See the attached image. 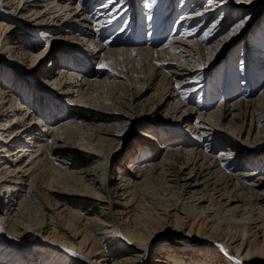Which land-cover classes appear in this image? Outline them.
Listing matches in <instances>:
<instances>
[{"label": "bare ground", "instance_id": "bare-ground-1", "mask_svg": "<svg viewBox=\"0 0 264 264\" xmlns=\"http://www.w3.org/2000/svg\"><path fill=\"white\" fill-rule=\"evenodd\" d=\"M151 254L264 264V0H0V264Z\"/></svg>", "mask_w": 264, "mask_h": 264}, {"label": "rangeland", "instance_id": "rangeland-1", "mask_svg": "<svg viewBox=\"0 0 264 264\" xmlns=\"http://www.w3.org/2000/svg\"><path fill=\"white\" fill-rule=\"evenodd\" d=\"M106 36L110 37L111 34L106 35ZM105 40H106V38H105ZM226 57H227V55L224 56L223 59H221L218 64H223V62L226 59ZM93 70H94L93 72L87 74V77L94 81L93 85L88 89V92L89 93L91 92V93L88 96L85 97V100H86L87 103H79V104L87 105L86 108H87V110H89V109H93V108L88 103H92V102L97 101L101 105H103L102 109L101 108H98V109L104 110V111H107L105 109L109 108L111 104L119 105L117 103L116 99H115V96H117V95H119L121 93V94H123V97H126V94H125V92H127L126 89L121 88V87H113V86H111V84H115L114 81H116L117 78L114 79V77L110 74V71H108V70L106 71V69L97 67L96 65L93 66ZM3 79H8V81L10 83H12V79H10V76H8V77L5 76ZM95 82H98V83H95ZM98 109L96 111L102 112V111H100ZM93 110H95V109H93ZM64 118L66 120L69 119V117L68 118L64 117ZM236 122H238V120ZM184 125L185 124H183V127L185 128ZM164 130L165 129H162V132H164ZM173 134H176V133H173ZM244 135L246 136V134H244ZM244 135L241 136V137L245 138ZM165 138H167V137H165ZM121 139H122V141L123 140H125V141L122 143V147H121V150H120L119 157L121 159L119 161V166H120V164L122 165L123 161L127 160L126 159L127 153H130L131 151H137L138 152L141 149L140 147L137 148L136 145H135V143H136V141L138 139V129L136 128V126L131 130V132L129 134H126L125 136L121 137ZM123 155H126V156H125V160L122 161V156ZM154 156L155 155H152V157H150V158L143 157V160L147 161V159H148L147 162H152ZM157 157L154 158V159H157ZM161 157H162V155L159 156V159ZM165 193H166V189L163 190V187L161 186L160 183L155 182L154 184L149 185L148 195L156 196L155 198L157 199L158 196H162ZM2 199H4V197ZM181 239L182 238L179 235L173 236V237H171V243L169 245L171 247L175 248V249H179L181 242H183V241L179 242V240H181ZM200 242H201V240H200ZM154 250H155V248L153 249V251ZM195 251L196 250H192V251L189 250L190 253H193ZM152 256H153L152 254L149 255V257L146 256L144 258L143 262L145 264H150V260L152 259L151 258Z\"/></svg>", "mask_w": 264, "mask_h": 264}, {"label": "snow or ice", "instance_id": "snow-or-ice-1", "mask_svg": "<svg viewBox=\"0 0 264 264\" xmlns=\"http://www.w3.org/2000/svg\"><path fill=\"white\" fill-rule=\"evenodd\" d=\"M237 2H239V0H237ZM243 27V21L237 23L230 31L229 35H235L239 29H241ZM225 39H227V37H225ZM101 68H104V69H107L108 71H113V69H111L109 66H108V63H105V62H101L100 65H99ZM177 87H179V85H177ZM198 123V122H197ZM236 264H242V262L240 261H237Z\"/></svg>", "mask_w": 264, "mask_h": 264}]
</instances>
